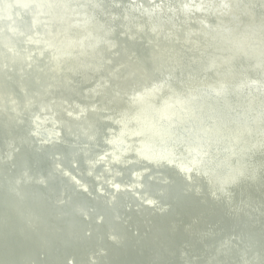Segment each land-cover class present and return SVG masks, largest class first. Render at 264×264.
I'll return each instance as SVG.
<instances>
[{"label":"water","instance_id":"obj_1","mask_svg":"<svg viewBox=\"0 0 264 264\" xmlns=\"http://www.w3.org/2000/svg\"><path fill=\"white\" fill-rule=\"evenodd\" d=\"M129 1L137 3L126 10L124 4ZM148 1L158 15L166 17L164 22L146 10L147 0L144 3L137 0H0V77L12 83L16 75L47 77L45 83H15L23 98L15 93H1L0 89L1 128L11 131L13 123L26 126V131L0 139V165L8 164L6 169L0 166V176L11 172L23 145L36 152L52 147L48 154L52 162L50 174L32 173L24 168L15 178L12 190L15 195H21L19 188L26 181L46 186L50 178L60 177L64 184L87 197L102 199L109 208H119L121 212L114 214L113 219L125 224V213L130 210L166 211L168 206L164 202L172 197L168 187L179 177L183 192L219 198L229 204L232 213L247 215L264 226L263 216H258L260 212L244 214L226 196L231 188L239 192V182L245 174L253 173V169L264 172V162L257 159L264 153V101L260 104L261 111L249 120L227 121L221 131L213 128L214 119L197 109V105H204L202 100L186 97L190 91L199 93L196 81L205 80L217 86L215 89L226 96L233 110L239 111L238 102L248 100V95L256 103L259 97L264 100L256 94V87L264 86V0H228V3L186 0L189 5L201 2L202 7L193 10H187L182 0ZM176 8L179 12L175 14ZM78 9L88 16L81 15L82 21L76 23L69 14ZM201 12L208 24L196 15ZM169 15L178 24H164L170 20ZM190 15L195 16L196 24ZM81 34L83 38H79ZM83 41L92 43L87 53L82 50ZM125 42L150 47L162 58L152 59L133 52ZM120 53L126 57L116 60ZM136 60L150 62L149 72L138 69ZM245 74L258 82L251 79L247 82ZM172 84L180 90L178 93ZM138 88L147 90L144 95H138ZM259 91L264 95V90ZM202 93L212 95L221 104L225 101L212 91ZM118 100L123 104L117 105ZM126 108L131 112L128 115H125ZM35 110L54 115L60 138L50 142L31 130L36 126L31 116ZM217 114H214L217 124L223 123L224 119ZM111 121L121 139L119 143L108 139L113 131L108 127ZM127 125L137 131L131 132ZM213 138L224 143L207 145ZM157 139L164 143L158 144ZM106 144L113 146V153L106 157L98 155ZM62 147L69 148L74 155L68 164L58 153ZM174 148L176 157L172 154ZM79 155L83 161L78 159ZM81 175L88 186L79 184L82 181L76 176ZM98 181L108 190L105 194L98 188ZM200 184L208 192H201ZM36 195L48 199L43 194ZM67 199L62 186L61 195L50 201L62 206ZM76 213L95 223L104 221L101 215L95 214L92 205L77 208ZM125 227L136 235L133 228ZM210 227L197 236L211 240L215 253L224 262L264 264L260 242L257 239L246 242L235 233L241 226ZM185 228L191 230L188 224ZM224 229L233 233L218 240V232ZM91 232L87 228L84 234L89 236ZM107 238L117 239L112 234ZM191 249L190 244H182L180 256ZM105 255L103 248L90 253L88 264H98ZM66 261L75 264L71 257ZM188 263L214 264L200 253L190 254Z\"/></svg>","mask_w":264,"mask_h":264},{"label":"bare ground","instance_id":"obj_2","mask_svg":"<svg viewBox=\"0 0 264 264\" xmlns=\"http://www.w3.org/2000/svg\"><path fill=\"white\" fill-rule=\"evenodd\" d=\"M137 1L144 3L143 0ZM222 1L228 3V0ZM147 2L146 5L149 7H145L146 10L152 12L156 17L158 16L157 18L164 22L166 17L163 18L162 15H158L155 12L156 10L150 7L152 3L148 0ZM182 2L185 3L183 5L187 10L202 7L201 2L192 3L191 5L186 0H182ZM136 3L129 1L128 4H124L125 9L128 10L130 8L129 5L134 6ZM162 4L165 5V2L163 1ZM77 11L78 13H76ZM77 11H73L69 15H71L73 22L79 23L83 19L81 15L88 16V14L81 9ZM178 12L179 9H174L175 14ZM202 14L203 12L200 14L196 13L198 17H201V21L208 24L207 20L201 16ZM189 17L196 24L195 18H193L195 16L190 15ZM168 18L170 20L165 21L164 24L168 26L178 24L174 16L169 15ZM95 19L99 22L96 17ZM204 29L207 30L206 28ZM215 31L217 30L215 29ZM83 36L81 34L79 38H83ZM206 36L208 37V35ZM82 44L84 52L87 53L91 50L92 43L83 41ZM125 44L129 47V50H133V52L138 54L147 55L152 59L162 58L150 47H138L131 42H125ZM125 57L124 53H120L116 60H122ZM149 63L140 60L135 61V65L143 73L149 72L151 68ZM245 77L248 78L247 82H250L251 78L246 74ZM13 80L15 83L27 85L31 81L45 83L47 77L30 75L27 78H21L16 75L13 76ZM216 80L219 81V78ZM251 81L258 82L256 79H251ZM15 83L5 81L0 77L1 93H15L19 98H23L24 95L19 92ZM87 85L89 86L90 83ZM195 85L200 86L199 93L190 91V95L186 97H195L203 101L204 105H197V109L214 119L213 128L217 127L215 130L222 131L226 122L230 120H234V123L237 122V119L247 121L249 117L261 111L260 104L264 100L259 96L258 103L253 102L254 98L250 95H248V100H240L238 102L240 103L238 111L232 109L225 95H220L219 91L215 89L216 85L213 86L214 84H210L205 80H197ZM171 86L174 87L173 89L177 93L180 91L174 84ZM256 88V94L264 97L259 91L261 89L264 90V86ZM145 90L147 89L138 88L136 91L138 95H144ZM203 90L212 91L216 94L215 96H221L225 101L221 104V101H217L212 95L208 96L202 93ZM68 96L73 97L72 94H68ZM224 102L228 104L227 108H224L226 107ZM116 103L121 105L123 101L118 100ZM68 110L72 112L71 107ZM130 113V110L126 108L125 115ZM215 113H218L217 117L224 119L223 123L217 124ZM244 113H247L248 116ZM0 116L3 117V114H0ZM31 116L36 122L35 128H31V130L38 136H43L41 137L42 139L50 140V142L60 138L58 135L60 132L58 122L52 113L35 110ZM123 119L126 120V118ZM88 120L90 121L92 118L88 117ZM38 122L43 123V125H38ZM108 125L109 129L113 130L110 131L112 136L108 139L114 143H119L121 139L118 138L114 122L111 121ZM11 127V131H7L0 126V139L12 136L17 132L26 131V126L13 123ZM129 127L131 132L137 131L133 126L127 125V128ZM120 129H123L122 125ZM156 142L158 144L164 143L160 139H157ZM219 142L220 144L224 143V140L213 138V141L207 143V145H210V143L218 144ZM133 145L138 146L136 143ZM21 149V152L14 160L11 172H7L5 177L0 176V264H32L31 262H34V264H67L66 260L68 257H71L75 264H88V255L101 248L106 250V255L104 258L99 259L98 264H189L188 256L194 253H200L207 261H212L214 264H235L233 262H224V258L215 253L214 244L211 240L197 236L203 230L209 229V226H211L210 229H217L234 225L241 226L235 233L242 240L251 242V240L257 239L260 242V253L264 263V226L256 224L247 215L232 213L229 204L219 198L208 199L206 196H196L183 192L182 182L179 177H175L174 183L168 187L172 197L164 202L168 206L166 211L158 213L155 209L130 210L125 213L127 217L125 224L116 222L113 219L114 214L121 212L119 208H109L104 200L87 197V195L76 191L68 184H64V179L60 177L50 178L46 186L26 181L19 188V194L21 193V195H15L12 192L15 186V178L24 168H27L32 173L49 175L52 166V162L48 158V154L53 149L52 147H47L42 152L30 150L24 145ZM176 151V148H174L172 153L175 157L178 155ZM111 152L113 153V146L106 144L99 150L98 155L106 157ZM58 153L63 155L65 164H68L74 156L67 147L59 148ZM128 156L132 157L131 155ZM77 157L83 161V156L79 155ZM179 159L182 160L181 157ZM257 159L264 162V153H261ZM0 166L2 169H6L8 164H1ZM208 167L213 170L212 172H215L212 166ZM219 169L220 167H218ZM76 177L78 181H82L79 184L83 185L85 183L84 185L88 186L87 182L83 181V175ZM89 181L93 184L91 180ZM195 183L199 184V182ZM97 185H99L98 188L103 194L108 191L104 189L101 181H98ZM62 186L66 189L69 199H67L65 205L57 206L52 204L50 199H57L61 195ZM230 186L228 183L227 187ZM223 187L225 188V186ZM198 188L201 192H208V188L203 184L198 185ZM36 193L43 194L48 199L38 197ZM226 196L231 197L244 214H254L258 211L260 212L258 216H263L264 219V172L253 169V173L245 174L239 182V192H234L231 188V191ZM150 202H152L151 199ZM89 205L95 207V214L97 213V215L103 217V223L85 220L76 213L77 208H84ZM154 205L156 206L157 204L154 203ZM186 224L191 227V230L185 228ZM125 226L130 227V229L133 228L136 235ZM87 228L92 231L89 236L84 234ZM231 233H233V230L224 229L218 232L217 239L223 240L229 237ZM109 234L115 236L117 238L116 241L108 239ZM185 243L190 244L192 249L184 251L183 256H180L179 247ZM41 253L43 257H40ZM234 254L237 255L236 252Z\"/></svg>","mask_w":264,"mask_h":264}]
</instances>
